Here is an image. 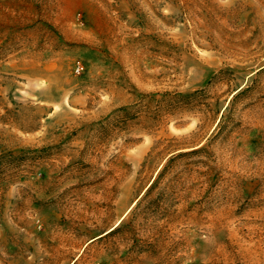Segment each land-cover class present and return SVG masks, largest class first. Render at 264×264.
<instances>
[{
	"label": "rangeland",
	"instance_id": "obj_1",
	"mask_svg": "<svg viewBox=\"0 0 264 264\" xmlns=\"http://www.w3.org/2000/svg\"><path fill=\"white\" fill-rule=\"evenodd\" d=\"M0 264H264V0H0Z\"/></svg>",
	"mask_w": 264,
	"mask_h": 264
},
{
	"label": "built area",
	"instance_id": "obj_2",
	"mask_svg": "<svg viewBox=\"0 0 264 264\" xmlns=\"http://www.w3.org/2000/svg\"><path fill=\"white\" fill-rule=\"evenodd\" d=\"M76 71H79V67L76 68Z\"/></svg>",
	"mask_w": 264,
	"mask_h": 264
}]
</instances>
